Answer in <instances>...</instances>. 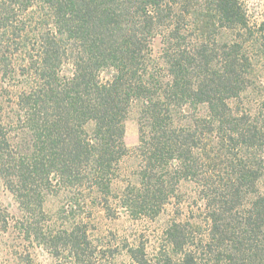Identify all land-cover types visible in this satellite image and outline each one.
Segmentation results:
<instances>
[{
	"label": "trees",
	"instance_id": "1",
	"mask_svg": "<svg viewBox=\"0 0 264 264\" xmlns=\"http://www.w3.org/2000/svg\"><path fill=\"white\" fill-rule=\"evenodd\" d=\"M263 61L264 12L245 0H0V190L16 204L3 229L93 264L81 203L154 220L190 186L201 216L169 219L155 258L140 238L133 260L264 264V94L242 99Z\"/></svg>",
	"mask_w": 264,
	"mask_h": 264
},
{
	"label": "rangeland",
	"instance_id": "2",
	"mask_svg": "<svg viewBox=\"0 0 264 264\" xmlns=\"http://www.w3.org/2000/svg\"><path fill=\"white\" fill-rule=\"evenodd\" d=\"M250 9L260 16L264 12V0H245ZM260 84L251 89L250 92L243 95L245 102L256 103L264 94V61L259 67ZM249 99V100H247ZM139 139L138 121L136 114H132L125 123V145L127 149L132 150ZM132 156V153H130ZM130 156H125L122 161V170L129 172L134 166ZM193 188L184 186L179 193L183 201L180 210L176 203L172 202L167 206V211L154 220L148 218L134 219L128 213L117 206L111 209H105L102 205H91L81 203L76 209L75 216L78 221L86 224L90 230V236L94 243L104 252L102 256L96 255L93 264H137L130 256V247L136 245L139 239L148 242V257H154L157 247L161 241L162 231L167 221L171 218L187 219L201 216V211L193 199ZM260 190L264 191V179L260 182ZM0 210L14 212L16 204L7 191L1 189ZM46 209L56 213L54 218L58 220H68L72 217L70 212H63V204L59 197L48 196L46 198ZM191 200V201H190ZM193 207V209H192ZM177 212H181L177 214ZM44 215L41 218L42 223H46ZM50 219V217H49ZM32 243L27 239L23 244H19L15 236L11 235L9 230H4L0 221V264H25L28 261V252H31V258H34L33 264H68L71 261L69 253L64 251L62 257H53L50 252L39 246L38 243ZM36 243V244H35ZM99 258V259H98ZM155 258V257H154Z\"/></svg>",
	"mask_w": 264,
	"mask_h": 264
}]
</instances>
